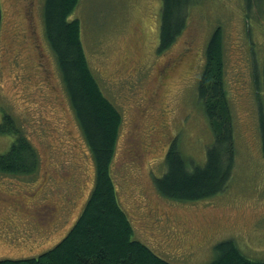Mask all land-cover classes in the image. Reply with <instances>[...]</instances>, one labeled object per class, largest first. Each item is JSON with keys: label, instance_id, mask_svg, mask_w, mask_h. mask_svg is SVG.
I'll list each match as a JSON object with an SVG mask.
<instances>
[{"label": "rangeland", "instance_id": "rangeland-1", "mask_svg": "<svg viewBox=\"0 0 264 264\" xmlns=\"http://www.w3.org/2000/svg\"><path fill=\"white\" fill-rule=\"evenodd\" d=\"M43 2L0 0V123L5 113L11 115L39 153L36 172L0 169V259L52 248L94 186L95 161L47 41ZM161 9L162 0H80L70 16L81 20L92 71L124 116L112 171L133 236L173 264H207L217 257V243L228 239L249 257L264 260L257 100L264 102V88L254 79L264 71V0L251 8L247 0L196 2L186 29L165 52L158 49ZM219 24L235 112V167L225 190L214 196L170 199L155 186L166 171L169 144L176 141L192 166L203 165L214 140L197 86L205 45ZM11 139L0 133V152ZM43 202L49 211L37 213ZM147 211L177 222L168 224Z\"/></svg>", "mask_w": 264, "mask_h": 264}, {"label": "trees", "instance_id": "trees-1", "mask_svg": "<svg viewBox=\"0 0 264 264\" xmlns=\"http://www.w3.org/2000/svg\"><path fill=\"white\" fill-rule=\"evenodd\" d=\"M79 1L44 0L43 17L62 86L95 161L94 186L61 241L38 255L4 258L0 264H173L134 238L130 215L120 204L112 165L124 116L92 71L82 42L81 20L70 18ZM200 1L162 0L159 51L168 50L186 29L188 11ZM257 1L261 2L247 0L248 7ZM209 36L197 91L214 140L206 150L203 165L192 166L176 141L169 144L166 171L155 179V186L170 199L193 201L214 196L225 190L235 167L238 144L234 106L227 90L224 26L219 24ZM254 79L259 90L264 88V71L261 76L256 73ZM257 100L264 153V102L259 97ZM0 133L12 137L9 146L0 152V169L36 172L39 153L7 113L0 123ZM216 250L217 257L207 264H264L263 259L244 253L233 239L218 242Z\"/></svg>", "mask_w": 264, "mask_h": 264}, {"label": "flooded vegetation", "instance_id": "flooded-vegetation-1", "mask_svg": "<svg viewBox=\"0 0 264 264\" xmlns=\"http://www.w3.org/2000/svg\"><path fill=\"white\" fill-rule=\"evenodd\" d=\"M46 206H48L46 203H40V205H39V207H41V208H43V210H40L39 211V209H37V213H43V212H47V211H49V209L46 207ZM53 209V208H52ZM51 209V210H52ZM52 212H53V210H52ZM153 214L151 211H147V214ZM53 214V213H52ZM154 216H155V219H160V220H162L163 222H166V223H168V224H172V222L175 224L176 222H177V218H175V217H171L169 214H164V215H157V214H153ZM35 218H37V222H40L39 224H41V220H42V218L41 217H39V216H37V217H35Z\"/></svg>", "mask_w": 264, "mask_h": 264}]
</instances>
